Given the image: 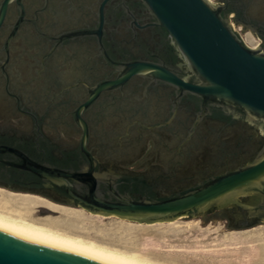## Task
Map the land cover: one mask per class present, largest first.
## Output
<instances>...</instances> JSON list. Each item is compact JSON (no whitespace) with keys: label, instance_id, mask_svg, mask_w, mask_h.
I'll use <instances>...</instances> for the list:
<instances>
[{"label":"flooded vegetation","instance_id":"af4514ba","mask_svg":"<svg viewBox=\"0 0 264 264\" xmlns=\"http://www.w3.org/2000/svg\"><path fill=\"white\" fill-rule=\"evenodd\" d=\"M4 2L0 0V144L18 146L37 158L78 164L82 129L74 112L96 86L116 79L134 62L165 66L194 79L143 0H8L2 11ZM213 3L226 8L231 27L255 34L257 46H264V0ZM200 113L198 97L134 75L102 90L81 117L89 129L87 148L101 168H122L123 174L162 196L178 190L168 189L167 183H184L186 188L247 163L264 143V131L232 111L210 106ZM155 147L167 153V169L142 176L148 167L159 166L152 156ZM136 148L141 151L133 161L120 160ZM25 181L24 174L0 166L1 188L68 204L58 193ZM210 214L232 230L264 222L236 207Z\"/></svg>","mask_w":264,"mask_h":264},{"label":"water","instance_id":"95a60500","mask_svg":"<svg viewBox=\"0 0 264 264\" xmlns=\"http://www.w3.org/2000/svg\"><path fill=\"white\" fill-rule=\"evenodd\" d=\"M154 14L157 24L179 50L194 79L165 67L134 62L114 80L94 88L88 99L74 112L82 129L75 165L37 158L11 144H0V166L26 176L28 185L52 190L68 204L93 213L114 215L138 222L171 221L180 216L203 215L221 205L236 207L248 216L264 220V143L247 163L212 175L193 185L167 183L178 189L156 195L138 178L123 174L122 168L103 169L87 148L89 129L81 117L105 89L121 84L134 75H147L190 93L200 100L204 115L210 106L232 111L254 122L264 131V46L250 47L243 42L225 19L226 8L209 0H143ZM8 0L2 5L4 10ZM2 16L0 17L1 22ZM255 32V29H251ZM199 116V117H200ZM141 149L127 150L120 160L131 162ZM159 166L148 167L142 176L167 169L168 156L163 148H153ZM144 169L145 166H135ZM182 188V189H181ZM248 193L247 202L239 201ZM0 264H109L53 245L42 239L29 238L0 227Z\"/></svg>","mask_w":264,"mask_h":264},{"label":"rangeland","instance_id":"374dc122","mask_svg":"<svg viewBox=\"0 0 264 264\" xmlns=\"http://www.w3.org/2000/svg\"><path fill=\"white\" fill-rule=\"evenodd\" d=\"M243 35L250 47L257 46L259 39L255 34L248 31ZM0 189L15 194H29ZM248 198L249 194L244 193L240 195L239 201L247 202ZM68 207L78 213L77 221L59 222L60 214L43 205L31 209H0L13 215L20 213L32 219L47 220L60 230L121 250L137 252L166 264H264V222L254 228L232 230L224 220H211L210 211L202 216H180L171 221L138 222L93 213L75 205ZM225 208L228 207L221 205L216 209Z\"/></svg>","mask_w":264,"mask_h":264},{"label":"bare ground","instance_id":"6f19581e","mask_svg":"<svg viewBox=\"0 0 264 264\" xmlns=\"http://www.w3.org/2000/svg\"><path fill=\"white\" fill-rule=\"evenodd\" d=\"M0 191V207L2 209H31L37 205H43L60 214L59 222L77 221L78 213L68 206H62L50 200L48 201V199L46 200V198L44 199L42 196L29 195L30 193L15 194L12 192H4V190L1 189ZM0 227L25 237L42 239L53 245L75 251L109 264H166L164 262L152 260L137 252L121 250L79 234L60 230L47 220L41 221L32 219L20 213L18 215H13L1 209Z\"/></svg>","mask_w":264,"mask_h":264},{"label":"built area","instance_id":"2783aa9c","mask_svg":"<svg viewBox=\"0 0 264 264\" xmlns=\"http://www.w3.org/2000/svg\"><path fill=\"white\" fill-rule=\"evenodd\" d=\"M209 1L210 2H213L214 0H209ZM233 30L236 31L239 34L240 38L243 40V42L248 45V43L246 42V39H245L244 35L239 31V27L236 28V27L233 26Z\"/></svg>","mask_w":264,"mask_h":264}]
</instances>
